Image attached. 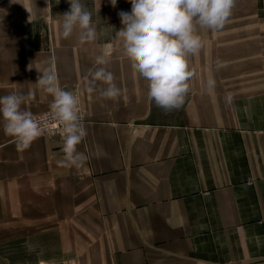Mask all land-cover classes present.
I'll return each mask as SVG.
<instances>
[{
  "label": "crops",
  "instance_id": "1",
  "mask_svg": "<svg viewBox=\"0 0 264 264\" xmlns=\"http://www.w3.org/2000/svg\"><path fill=\"white\" fill-rule=\"evenodd\" d=\"M82 3L97 33L84 44L62 36L69 0H0V96L49 111L36 82L52 67L79 90L87 131L85 159L65 167L64 139L18 149L0 117V264H264V0H234L240 25H196L203 46L172 109L116 35L131 0ZM105 49L120 89L90 93Z\"/></svg>",
  "mask_w": 264,
  "mask_h": 264
},
{
  "label": "clouds",
  "instance_id": "2",
  "mask_svg": "<svg viewBox=\"0 0 264 264\" xmlns=\"http://www.w3.org/2000/svg\"><path fill=\"white\" fill-rule=\"evenodd\" d=\"M115 6L117 0H110ZM70 9L63 13L62 36L69 37L79 29V42L96 39V28L92 13L82 0H69ZM234 0H131V6L119 12L125 21L116 31L117 37L127 53L134 59L142 77L148 81V95L165 109L180 107L188 91L187 80L193 74L188 67V55L195 54L203 41L196 25L209 29L222 28L231 15ZM101 7V5H100ZM98 67L91 71L88 92L95 91L97 82H105L101 95L116 94L120 84L114 77V70L108 64L107 49L96 57ZM36 83L53 97L50 115L63 125L64 158L58 165L71 167L85 159L77 151V145L87 135L80 120V101L73 91L59 86L52 67L45 68ZM209 86L214 84L208 81ZM27 100L24 94L15 92L0 96V117L4 131L17 141L18 149H24L42 133L35 115L22 109Z\"/></svg>",
  "mask_w": 264,
  "mask_h": 264
},
{
  "label": "built area",
  "instance_id": "3",
  "mask_svg": "<svg viewBox=\"0 0 264 264\" xmlns=\"http://www.w3.org/2000/svg\"><path fill=\"white\" fill-rule=\"evenodd\" d=\"M63 88L73 91V94L78 96L79 101H80V104H79V107H80L79 116L81 118L83 110H82L81 96H80L79 90L77 88H73V87H70V86L63 87ZM50 112H51V109L49 111L45 112V113H42L40 115L35 116L37 118V120L40 122V126L42 128V133L37 138L48 136V137L64 139V136H63V133H62L63 125L60 124V123H57L52 118V116L50 115Z\"/></svg>",
  "mask_w": 264,
  "mask_h": 264
},
{
  "label": "rangeland",
  "instance_id": "4",
  "mask_svg": "<svg viewBox=\"0 0 264 264\" xmlns=\"http://www.w3.org/2000/svg\"><path fill=\"white\" fill-rule=\"evenodd\" d=\"M229 19V21H228V24L225 22V24L224 25H236V24H238V25H240L241 23H240V18L239 17H229L228 18ZM253 20H252V22H251V18L249 19L250 21V26L252 25V24H254V26H256V24H257V19L256 18H252ZM245 23H246V20H245ZM244 23V24H245ZM250 41H252V39H250Z\"/></svg>",
  "mask_w": 264,
  "mask_h": 264
}]
</instances>
